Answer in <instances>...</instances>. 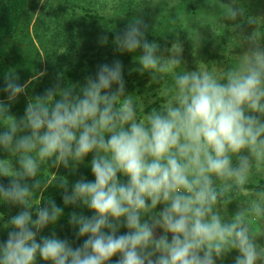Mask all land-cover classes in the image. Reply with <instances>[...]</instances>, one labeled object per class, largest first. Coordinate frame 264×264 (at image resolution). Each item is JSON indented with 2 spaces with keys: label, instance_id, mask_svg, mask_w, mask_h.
<instances>
[{
  "label": "clouds",
  "instance_id": "obj_1",
  "mask_svg": "<svg viewBox=\"0 0 264 264\" xmlns=\"http://www.w3.org/2000/svg\"><path fill=\"white\" fill-rule=\"evenodd\" d=\"M39 2L47 8L57 4ZM146 3L155 7L163 0H137L113 43L120 53L133 54L138 67L132 71L149 74V87L158 85L154 95L146 93L147 102L126 93L124 67L114 60L100 64L83 84L57 83L30 97L17 119L10 114L12 103L43 73L25 84L15 71L5 75L0 152L9 155L0 158V180L9 182L0 183V204L19 211L6 219L0 212V228L7 230L0 264H38V258L44 264H223L233 251L232 264H264V231L251 223L264 225V185L251 193L246 188L252 177H264L262 18L237 7L238 0L225 4L222 19L234 22L223 23L229 31L256 25L251 35L235 38L246 50L226 67L197 60L189 70L179 41L164 55L146 38L143 19L135 14ZM187 32L199 48V31ZM99 42L106 45L107 36ZM85 163L92 180L80 176L69 184L52 171L75 173ZM45 173L55 179H45ZM49 186L61 191L64 207L37 199ZM233 202L238 207L230 213ZM68 206L91 212L68 215L82 239L77 247L54 231L41 234L59 223Z\"/></svg>",
  "mask_w": 264,
  "mask_h": 264
},
{
  "label": "trees",
  "instance_id": "obj_2",
  "mask_svg": "<svg viewBox=\"0 0 264 264\" xmlns=\"http://www.w3.org/2000/svg\"><path fill=\"white\" fill-rule=\"evenodd\" d=\"M179 1L174 13L169 11L160 13V10L150 12L146 9L149 3L145 4L142 11L135 13L143 19L147 28L146 38L149 42L157 43L162 54L167 55V49L171 44L179 41L183 48L182 62L192 70L196 67L197 60L226 67L228 63L235 62V55L246 50L247 45L241 48L240 41L235 38L251 35L256 25L242 23L234 31L228 30L226 25L231 26L234 22L223 20L222 11L226 7L225 4H231L232 0H221L223 4L220 5H210L207 0H198L207 13L203 20L199 17L200 6L198 7L196 0ZM56 2V6L51 9L41 5L39 0H0V88L3 87L5 75L10 71H15L18 83L25 84L36 72H42L43 69L53 72L56 68L59 69L58 74H63L59 80L60 86H65L69 82L83 84L85 77L94 76L100 64H111L114 60H119L124 67L126 93L140 95L147 102L146 93L154 95L158 85L149 87V74L140 75L132 71L138 67L133 54L120 53L113 43L114 38L122 34L129 23L137 0H56ZM240 6L247 9V14L262 18L259 32L264 34V0H238L237 7ZM40 7L44 13H40L41 15L34 21ZM176 17L180 19L177 20ZM240 19L238 17L237 22ZM201 23L203 26H200ZM215 25L216 36L212 30L210 33L207 30ZM190 28H196L200 36H203L202 43L197 49L187 32ZM104 36L108 38L106 45L99 42ZM261 47L264 48V43ZM61 49L66 52L58 54ZM34 81L31 80V83ZM0 99L6 100V94L0 92ZM90 159L91 157H87L86 161ZM57 176L67 177L69 184L80 176L88 180L94 179L86 163L75 173L66 170ZM44 178L55 179L50 173H45ZM8 182V178L0 180L4 185ZM259 185H264V177L255 176L246 188L249 192H254ZM242 196L243 194H238L237 198ZM50 198L58 206L64 207L61 191L55 186H49L45 193L37 196L41 202ZM236 204L237 202H233L229 205L230 213ZM73 210L91 215L87 208L65 207L64 216L59 223L55 227L50 225L41 234L50 235L54 231L57 236L68 239L73 247L79 246L82 239L76 238L75 230L67 222L68 215ZM18 211V207L0 204V212L5 216L15 215ZM257 222V219L252 220L254 229L259 225H256ZM123 231L126 230L122 228L121 232ZM6 239L7 231L0 236V240ZM236 255L235 251L229 253L223 264H232ZM115 259L113 257V260ZM38 262L44 264L39 258Z\"/></svg>",
  "mask_w": 264,
  "mask_h": 264
},
{
  "label": "rangeland",
  "instance_id": "obj_3",
  "mask_svg": "<svg viewBox=\"0 0 264 264\" xmlns=\"http://www.w3.org/2000/svg\"><path fill=\"white\" fill-rule=\"evenodd\" d=\"M195 2L198 5V7L200 6L198 8L200 10L199 17L202 20L205 19L206 16H207L205 8L202 7V4H201L200 1L196 0ZM179 3H180L179 0H173V6L171 8H168L167 7V0H163V3L161 5H157L155 7H153L149 3V5L146 7V9L147 10L149 9L150 12H154V11H159L160 10V13L161 12L164 13V12H167V11H169V13H174V12H176L175 8L177 7V5H179ZM184 4H185L184 6L186 7V2ZM202 9H203V12L201 13ZM40 13H44V10H43L42 7H40V9H38V11L36 13V16H35L36 18L34 19V21L37 20V18L41 15ZM53 15H55V13ZM213 27H216V25L213 26ZM207 30L209 31V33L211 32V28H209ZM202 40H203V36L201 37L200 44L202 43ZM63 44H66V43L63 42ZM192 58L193 57L190 58L191 61H192ZM188 59H187V61H188ZM58 70L59 69L56 68V70H54L53 72H49L48 70L43 69V71L41 72V73H43V75H41L37 79H35V81L33 83L28 84V86L26 88V94L19 96L17 98V100L14 103H12V105L10 107V114L15 116L17 119L21 118L24 115L25 106H26V104L28 102V99L30 97L41 96V95L44 94L46 89L56 86L57 83H59V81L57 80V75H58L57 71ZM5 102L7 103V100H5ZM0 131H3V129H0ZM8 155L9 154L6 153V152H0V158H7ZM52 171L55 172L56 175H59V174L64 173L66 171V169H64L63 167H60L59 169H52ZM50 174L52 175V173H50ZM253 178H255V176L252 177V179ZM249 193H251V192H249ZM237 207H238V204H236L234 206V208L232 209V212H235L237 210ZM6 218H7V216H5V219ZM253 220H255V219H253ZM257 221L258 222H257L256 225H258V224L259 225L255 228V230L257 232L264 231V225H262L258 219H257ZM6 231H7L6 229L0 228V236L4 235ZM260 242H264V237L260 238Z\"/></svg>",
  "mask_w": 264,
  "mask_h": 264
}]
</instances>
